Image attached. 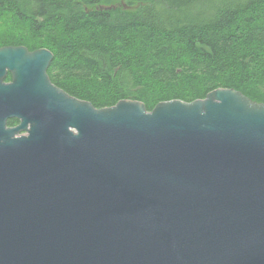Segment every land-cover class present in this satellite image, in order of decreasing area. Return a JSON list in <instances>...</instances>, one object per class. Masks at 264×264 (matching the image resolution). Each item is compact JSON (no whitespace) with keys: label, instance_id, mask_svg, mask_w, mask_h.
I'll return each mask as SVG.
<instances>
[{"label":"water","instance_id":"1","mask_svg":"<svg viewBox=\"0 0 264 264\" xmlns=\"http://www.w3.org/2000/svg\"><path fill=\"white\" fill-rule=\"evenodd\" d=\"M52 58L0 47V264H264V102L96 108Z\"/></svg>","mask_w":264,"mask_h":264},{"label":"trees","instance_id":"2","mask_svg":"<svg viewBox=\"0 0 264 264\" xmlns=\"http://www.w3.org/2000/svg\"><path fill=\"white\" fill-rule=\"evenodd\" d=\"M13 42L50 50V81L96 108L216 88L264 102V0H0Z\"/></svg>","mask_w":264,"mask_h":264},{"label":"flooded vegetation","instance_id":"3","mask_svg":"<svg viewBox=\"0 0 264 264\" xmlns=\"http://www.w3.org/2000/svg\"><path fill=\"white\" fill-rule=\"evenodd\" d=\"M3 46H24V47H26L27 48V50H29V51H32V50H35V49H38V48H44V47H34V48H32V47H28L26 44H24V43H16V42H13V43H0V47H3ZM9 76V73L6 75V77H8ZM6 77H5V80L4 81H6V82H8V81H10V79H6ZM71 96V95H70ZM74 97V96H73ZM17 120V119H16ZM18 123V120H17V122L15 123V124H17ZM14 124V125H15ZM13 126V125H12Z\"/></svg>","mask_w":264,"mask_h":264}]
</instances>
